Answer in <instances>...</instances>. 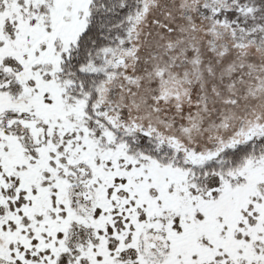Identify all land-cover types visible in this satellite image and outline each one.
<instances>
[{
    "label": "snow or ice",
    "instance_id": "snow-or-ice-1",
    "mask_svg": "<svg viewBox=\"0 0 264 264\" xmlns=\"http://www.w3.org/2000/svg\"><path fill=\"white\" fill-rule=\"evenodd\" d=\"M0 264H264V0H0Z\"/></svg>",
    "mask_w": 264,
    "mask_h": 264
}]
</instances>
